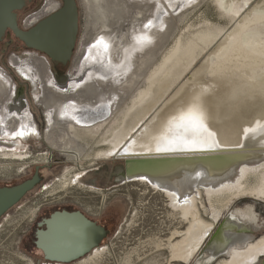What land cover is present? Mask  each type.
Instances as JSON below:
<instances>
[{"label": "bare ground", "instance_id": "obj_1", "mask_svg": "<svg viewBox=\"0 0 264 264\" xmlns=\"http://www.w3.org/2000/svg\"><path fill=\"white\" fill-rule=\"evenodd\" d=\"M80 1L91 21L105 17V6L110 3L109 0ZM119 1L134 4L133 1ZM173 1H168L170 6ZM145 2L146 6L149 2L156 5L154 17L160 10V4L170 12L167 0ZM214 2L223 15H235L231 21L240 13L234 5L235 0ZM122 3L118 7L123 5V10L128 9L129 6ZM54 9L52 7L51 11ZM166 14L163 15L162 11L156 14L154 29L166 24V21H161ZM105 26H101L100 34L108 30ZM89 27L94 32L95 25ZM215 29L206 28L185 44L178 41L149 76L145 88L132 97L127 107L126 101L131 96L129 91L132 92L134 86L123 87L121 92L126 95L117 102L103 92V87H94V82L89 79H79L78 72L89 46L82 49V63L78 64L80 67L75 63L70 68L69 82L63 87L51 81L53 76L45 58L32 53L27 59L30 66L36 68L42 83V107L53 117L48 123L49 129L41 134L44 143L52 151H73L74 161L83 165L74 143L89 135L97 136L102 131L101 145L104 149L95 154L94 161L128 162L125 184L141 183L157 191L168 199L171 212L180 216L181 223L188 224L185 231L172 233L168 244L172 257L170 264H188L205 237L213 234L214 223L203 219L199 207L203 194L207 195L213 208L214 221L220 219V214L236 198L264 202V0L240 16L225 32ZM219 40L222 42L206 57L203 65L169 100L166 99L203 57L202 54ZM149 41L148 38L145 44ZM101 48L105 56L107 50ZM16 59L12 65H22L23 61ZM11 79L9 73L0 68V158L24 162L30 160L31 155L18 152L17 148L27 140L25 133L28 130L19 125L17 118L7 119L5 116L15 89ZM114 105H117L114 109L117 111L110 108ZM151 114L152 118L146 119ZM188 115L194 117L193 123L200 126L195 136L189 122L181 120L182 116ZM67 130L72 136L65 135ZM21 131L23 136L19 135ZM55 131L68 139L59 142ZM193 138L198 142L197 149L185 148V143ZM51 155L43 153L39 155L43 160H33V164L48 162ZM86 174L84 170L69 169L62 176L61 185L63 188L81 186ZM253 208L249 205L245 210H236V215L228 217L215 237L209 247L211 251L215 256L222 253L229 256L218 264H247L252 259L254 264L258 255L264 253V236L254 241V235L250 233L253 227H257L255 224L258 221ZM105 253L107 248L97 249L79 264H95Z\"/></svg>", "mask_w": 264, "mask_h": 264}, {"label": "rangeland", "instance_id": "obj_2", "mask_svg": "<svg viewBox=\"0 0 264 264\" xmlns=\"http://www.w3.org/2000/svg\"><path fill=\"white\" fill-rule=\"evenodd\" d=\"M109 1L110 3H106L107 5L105 6V17L96 18L94 21H91L81 4V28L77 52L74 54L69 70L75 63H77L76 65L82 63L80 61V58L82 59L83 57L82 49H86L89 46L86 58L83 59L82 67L79 66L80 64L78 65L80 67L78 72L79 79H89L94 82V87H103V92L105 91V94L107 92L108 96L118 100L117 102H119L121 96L126 95V93L124 95L121 92L123 87L134 86L137 91L135 89L132 92L129 91L131 96L126 101L125 105L127 107L129 101L131 103L132 97L145 88L144 86H146L149 76L158 68L178 41L181 44H185L193 39L197 33L210 27L225 32L235 24L240 16L245 15L250 9L261 3L262 0H245L246 2L244 0H235L234 5L235 7L237 6L240 13H238L234 21H231V17L235 15H223L214 0H174L172 6H170L171 2H168L170 0H167L168 3L166 5L170 12L160 4L158 6L160 10L155 13V17L156 5L153 3L149 2V6H146L144 0H128L129 2L133 1L134 4L132 2L122 3L119 0ZM120 3L129 6L127 7L128 9L123 10V5L118 7ZM161 11L163 15L165 13L168 14H166V17L161 18V21H166V24L154 29L156 26H154L155 23L153 21L156 19V14ZM92 24L95 25L94 32L90 31L91 27L89 26ZM102 25H106L105 27L108 29L103 32L104 34L99 32L102 31L100 29ZM93 33L96 35L92 36L91 34ZM148 38L151 41L145 44ZM221 42L219 40L216 45L214 44L211 46L212 48L210 47L204 52L205 54H202L203 57H200L194 67L174 87L166 99L169 100L180 86L188 78H191L192 74L203 65L208 56ZM153 45L156 47H153ZM101 47H105L107 50L105 56ZM15 54L18 55V53L12 51L9 55ZM76 54H79L78 58ZM105 58L108 60L105 61ZM0 65L4 70L9 69L5 58L0 59ZM131 88L130 90H132ZM116 106L114 105L110 108L114 110ZM150 118H152V114L146 119L149 120ZM115 123L114 121L112 124L114 125ZM100 133L97 136L89 135L86 136L87 138L83 137L76 140L77 143H74L79 150L78 154L83 160V165L74 161L75 153L73 151L62 152L59 149L52 151L43 141H36L33 136L29 137L26 143L21 142L23 146L15 147L18 152L30 153V160L22 162L0 158V187L19 184L31 178L37 167H42L41 171L44 177L43 183L28 195L17 208L10 212L9 216L11 219L8 222H0V226L3 224L0 227V264H28L27 261L21 258L22 255L18 251V240L22 230L25 229L27 223H30L29 220L33 219L36 209L44 201L60 204L62 202H75L77 208L84 210L89 206H96L98 207L96 212H99L102 200L107 194H111L110 199L107 200L108 218L109 220L116 218L117 223L112 228V234L104 244L105 246H102L107 248L106 255L96 261L95 264H170V261L172 262L171 252H169L168 248L169 240L174 231H185L188 224H182L180 216L171 212L172 209L168 199L152 188L146 187L141 183L136 184V182H129L125 185L117 184L114 177L117 171L123 170V160L94 161L95 154L99 150L104 149L101 145L102 131ZM54 134L59 142L68 139H65L66 137L58 131H55ZM65 135L69 137L72 136V133L67 130ZM43 153H49L50 155L52 153L50 156L51 160L33 164L35 160L42 159L39 155ZM115 161L118 162L114 163ZM24 166H28V168L25 169ZM51 167H53V170H50ZM112 167H116V169L114 168L113 170ZM73 168L77 171L84 170L87 173L84 177V183L81 186L64 187V189L61 185L62 176L67 170ZM93 169H100V171L89 172ZM21 170H24V172ZM108 174H110V177L112 176L111 181L108 180L110 178ZM91 188H94V190L91 191ZM238 199L234 200L235 204L231 203V208H226L220 214V219L214 221L213 208L210 206L207 195L203 194L200 197L199 207L202 217H204L205 221L208 220V222L214 223L215 229L213 227V234L210 233V237L208 235V237H205L200 245L201 247L192 256L188 264H218L223 259H227L229 257L226 256L228 253L215 256L209 247L224 227L228 217L235 214L236 210H245L249 205L254 206L253 209L259 221L255 224L257 227H253L250 231L254 235L252 240L256 241V239L264 236V202ZM202 208L204 209L202 210ZM92 217L94 219L99 218L94 215ZM66 221L63 220V222ZM173 240L177 241L179 239L173 238ZM260 254L255 259L254 264L263 263L264 253ZM251 261L253 264L254 259L249 260L248 263H251ZM79 263L81 262L77 264Z\"/></svg>", "mask_w": 264, "mask_h": 264}, {"label": "flooded vegetation", "instance_id": "obj_3", "mask_svg": "<svg viewBox=\"0 0 264 264\" xmlns=\"http://www.w3.org/2000/svg\"><path fill=\"white\" fill-rule=\"evenodd\" d=\"M79 11V34L81 28V2L76 0ZM57 5V6H56ZM55 8L51 11V8ZM64 7V0H22L20 8L15 9L13 13L16 15L17 27L25 32L31 31L44 23L48 19L52 18ZM46 14V15H45ZM45 15V16H44ZM36 17V20L34 18ZM32 20H34L32 22ZM79 39V36H78ZM78 40L74 48V53L71 60L64 65L61 62L54 61L47 54L42 51L29 48L23 41L16 37L14 31L11 28H6L2 38L0 40V59L5 58L8 62L9 69L6 70L10 75L11 82L14 86L12 92V98L6 107V118L12 119L17 118L19 125H22L23 129H27L28 133L25 135L28 137H34L36 141H43L41 134L49 129L48 123L53 119L51 112L44 111L40 102L42 98V83L39 75H37L36 68L30 66L28 63L30 57L29 54H36L45 58L50 67V73L53 76V84L63 87L69 82L65 80V76L69 74V66L73 61L75 52H77ZM18 53V55H9L11 52ZM17 58V59H16ZM12 59V60H11ZM16 59L23 61L20 66H13L12 61ZM26 60V62H24ZM3 62V61H2ZM3 65V63H1ZM0 65V68L4 69ZM13 75V76H12ZM58 78H61L58 80ZM13 80V81H12ZM50 81V83H52ZM38 131V133H37ZM40 133V136L38 135ZM26 141H24L26 143ZM118 161H115L116 163ZM122 171L115 173L114 180L117 184L125 185L126 179V162ZM42 168V167H41ZM38 171L40 177L39 187L44 180L42 171ZM53 167L50 168V170ZM113 170L116 167H112ZM102 169V168H100ZM100 169H93L89 172L100 171ZM37 173V168L33 176L23 182L31 180ZM110 174H108V177ZM112 180V176L108 178ZM109 184L111 182H108ZM113 184V183H111ZM18 185V184H15ZM15 185H8L2 187H11ZM30 191L18 205L8 211L1 219L0 222H8L11 219L9 216L10 212L17 208L35 189ZM111 194L105 195L102 200L99 212H96L98 207L89 206L84 209L76 207L75 202H46L41 203L35 211L33 219L29 220V224H26L22 234L18 240V251L22 255V259L28 262V264H77L88 258L95 250L102 249L104 244L110 238L112 234V228L116 225L115 219L109 220L107 200H109ZM92 215L99 217L94 219ZM59 218V219H58ZM58 219L54 225L50 226L48 222L50 220ZM63 220H67L63 222ZM87 223L94 224L96 227L102 229L105 232V236L102 238L100 244L92 249L89 253L82 257L73 260L65 261L64 258L71 257V251L68 252L66 249L71 245H76L79 250L86 247L88 240L91 237V232L88 229ZM3 226V224L1 225ZM0 226V227H1ZM83 241V242H82Z\"/></svg>", "mask_w": 264, "mask_h": 264}, {"label": "water", "instance_id": "obj_4", "mask_svg": "<svg viewBox=\"0 0 264 264\" xmlns=\"http://www.w3.org/2000/svg\"><path fill=\"white\" fill-rule=\"evenodd\" d=\"M21 5L22 0H0V40L6 28L9 27L14 31L16 37L23 41L29 48L42 51L54 61L66 65L73 56L79 36V11L77 1L64 0L62 10L28 32L22 31L17 27L16 15L13 13ZM107 60L105 58V61ZM68 75L65 76V80L69 79ZM60 79L58 78V80ZM40 168L37 167V173L31 180L11 187H0V219L39 185L40 177L38 171ZM127 171L128 162H126V173ZM58 219L50 220L48 224L52 226ZM87 226L91 232V237L86 247L81 250H79V247H75L77 244L67 247L66 250L68 252L71 251L72 256L64 258L65 261H73L89 253L100 244L102 238L105 236V232L94 224L87 223Z\"/></svg>", "mask_w": 264, "mask_h": 264}, {"label": "snow or ice", "instance_id": "obj_5", "mask_svg": "<svg viewBox=\"0 0 264 264\" xmlns=\"http://www.w3.org/2000/svg\"><path fill=\"white\" fill-rule=\"evenodd\" d=\"M105 47H107V45H105ZM194 117H192L191 115H188L187 117H181V120H186L189 122V124L191 125V130L193 132V135L195 136V134L200 130V126L196 125L195 123H193L194 121ZM205 131L207 130L206 128L204 129ZM20 136H23L24 133L21 131L19 133ZM197 140L196 139H191L189 141H187L184 145L185 148H189V149H192V150H196L197 149ZM168 149H158L157 151H167Z\"/></svg>", "mask_w": 264, "mask_h": 264}]
</instances>
